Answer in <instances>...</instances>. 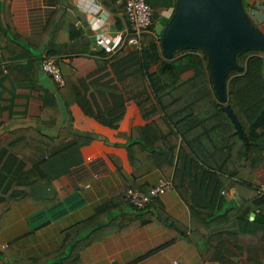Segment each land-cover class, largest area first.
I'll return each instance as SVG.
<instances>
[{"label":"crops","instance_id":"obj_1","mask_svg":"<svg viewBox=\"0 0 264 264\" xmlns=\"http://www.w3.org/2000/svg\"><path fill=\"white\" fill-rule=\"evenodd\" d=\"M242 6L245 12L254 11V20H250L264 33V0H242ZM174 11L169 7L153 22L156 39ZM0 18L4 26L11 27L24 40L20 44L35 59L31 63L15 50L11 57L4 44L0 46V141L13 130L32 128L28 144L25 139L15 144L23 156L39 163L37 169L46 178L32 191L48 198L56 193L60 198L59 204L50 209L21 202L4 214L0 251L9 263H15L56 250L63 230L90 216L113 190L131 182L147 189L162 177L145 158H139L134 168L128 160L127 137L132 129L147 123L132 100L126 102L118 128H109L85 115L76 103L67 107L59 92L62 86L41 69L47 57L45 50H50L55 54L48 57L60 68L64 83L74 73L87 79H113L105 62L108 58L96 53L114 54L127 47L123 0H0ZM51 20L52 27L45 32ZM37 131L39 135L34 133ZM245 181L263 192L264 166ZM198 186L195 185L196 209L213 214L210 219L216 217L210 231L234 229L238 244L264 251L262 219L250 225L223 214L228 207L242 203L231 183L223 187V202L209 200L197 190ZM188 196L171 185L149 210L156 212L163 223L150 220L125 234L109 235L81 248L74 257L82 264H203L188 236ZM250 215L251 212L247 219L252 221L255 213L252 219ZM168 241L170 244L165 245ZM231 263L245 264V260L234 257Z\"/></svg>","mask_w":264,"mask_h":264},{"label":"trees","instance_id":"obj_2","mask_svg":"<svg viewBox=\"0 0 264 264\" xmlns=\"http://www.w3.org/2000/svg\"><path fill=\"white\" fill-rule=\"evenodd\" d=\"M146 2L153 9V22L162 11L176 6V0ZM53 21L45 32L51 29ZM153 29L151 24L148 32L141 35L140 49L127 46L114 54L96 53L108 58L105 62L113 79H87L74 73L59 89L61 98L67 107L76 103L85 115L112 129L118 128L125 104L132 100L147 123L132 129L127 137L128 160L134 168L139 158H145L175 190L189 194L188 236L203 264H233L231 259L239 256L245 264H264V251L238 244L234 229L210 231L216 217L210 219L213 214L196 209L195 190L197 184V190L203 191L209 200L223 202V187L231 183L242 203L228 207L223 214L250 225L264 221V191L259 193L245 181L264 166V51L254 49L236 54L235 61L242 70H230L225 79L228 102L241 124L245 143L217 101L206 54L198 48L177 49L170 67L164 68L166 61ZM0 33V46L4 44L9 56L18 51L35 62L34 55L20 44L24 40L11 27L4 26L1 18ZM54 54L45 50L47 57ZM185 73L189 75L184 77ZM31 133L32 128L13 130L0 141V223L4 214L21 202L44 209L60 202L56 193L48 198L32 191L46 178L37 169L39 163L31 162L15 147L22 139L28 144ZM34 133L39 135V131ZM129 188L140 189L131 182L113 190L90 216L63 230L60 246L51 253L9 263L0 251V264H82L74 257L81 248L115 233L125 234L150 220L163 223L156 212L149 211L158 198L144 209L135 208L124 202ZM249 212L255 213L252 221L247 219Z\"/></svg>","mask_w":264,"mask_h":264},{"label":"water","instance_id":"obj_3","mask_svg":"<svg viewBox=\"0 0 264 264\" xmlns=\"http://www.w3.org/2000/svg\"><path fill=\"white\" fill-rule=\"evenodd\" d=\"M158 38L166 61L164 68L170 67L177 49L198 48L206 54L217 101L236 133L247 143L228 102L225 79L230 70H242L235 61L236 54L254 49L264 51V33L251 22L242 0H176L174 14ZM253 216L251 212L250 219Z\"/></svg>","mask_w":264,"mask_h":264},{"label":"built area","instance_id":"obj_4","mask_svg":"<svg viewBox=\"0 0 264 264\" xmlns=\"http://www.w3.org/2000/svg\"><path fill=\"white\" fill-rule=\"evenodd\" d=\"M124 16L127 23L128 35L127 46L132 49L141 48V35L148 32L149 26L153 24V9L146 0H123ZM249 19L255 17L252 10L246 11ZM43 72L51 75L53 80L60 86L64 85V79L60 68L51 57H45L41 63ZM171 189V183L163 178L147 190L127 189L124 199L125 202L138 209H144L147 205L154 202Z\"/></svg>","mask_w":264,"mask_h":264},{"label":"rangeland","instance_id":"obj_5","mask_svg":"<svg viewBox=\"0 0 264 264\" xmlns=\"http://www.w3.org/2000/svg\"><path fill=\"white\" fill-rule=\"evenodd\" d=\"M252 20V19H251ZM252 22V21H251ZM30 159V158H29ZM30 161H31V159H30Z\"/></svg>","mask_w":264,"mask_h":264}]
</instances>
